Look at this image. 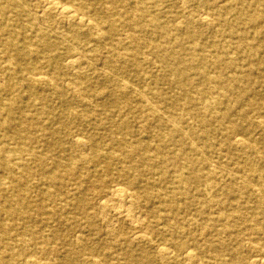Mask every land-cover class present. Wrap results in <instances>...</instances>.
<instances>
[{"label": "bare ground", "instance_id": "obj_1", "mask_svg": "<svg viewBox=\"0 0 264 264\" xmlns=\"http://www.w3.org/2000/svg\"><path fill=\"white\" fill-rule=\"evenodd\" d=\"M182 2L0 0V264H264V0Z\"/></svg>", "mask_w": 264, "mask_h": 264}, {"label": "rangeland", "instance_id": "obj_2", "mask_svg": "<svg viewBox=\"0 0 264 264\" xmlns=\"http://www.w3.org/2000/svg\"><path fill=\"white\" fill-rule=\"evenodd\" d=\"M177 2V9L183 14V13H188L189 9L184 6L182 0H176ZM206 32V36H205V41H211L214 39L213 34L210 30L205 31ZM151 70V69H149Z\"/></svg>", "mask_w": 264, "mask_h": 264}]
</instances>
